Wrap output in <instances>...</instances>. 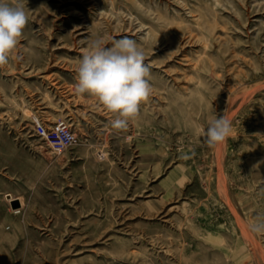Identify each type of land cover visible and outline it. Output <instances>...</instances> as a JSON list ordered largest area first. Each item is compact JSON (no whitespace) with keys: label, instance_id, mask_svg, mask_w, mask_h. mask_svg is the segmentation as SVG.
<instances>
[{"label":"rangeland","instance_id":"rangeland-1","mask_svg":"<svg viewBox=\"0 0 264 264\" xmlns=\"http://www.w3.org/2000/svg\"><path fill=\"white\" fill-rule=\"evenodd\" d=\"M19 3L0 67V264H264V0ZM100 36L136 40L150 69L126 130L74 90ZM223 115L231 133L208 147ZM60 120L76 141L57 153L33 127Z\"/></svg>","mask_w":264,"mask_h":264},{"label":"clouds","instance_id":"clouds-1","mask_svg":"<svg viewBox=\"0 0 264 264\" xmlns=\"http://www.w3.org/2000/svg\"><path fill=\"white\" fill-rule=\"evenodd\" d=\"M28 17L19 0H0V67L9 63L10 54L17 49ZM137 41L128 37L111 39L106 46L100 36L88 42L77 68V95L89 94L115 117L111 125L126 130L139 113V106L151 92L150 69ZM232 129L225 116L210 120L201 129L204 143L215 147L226 140ZM252 230L264 232V220L254 223Z\"/></svg>","mask_w":264,"mask_h":264},{"label":"built area","instance_id":"built-area-1","mask_svg":"<svg viewBox=\"0 0 264 264\" xmlns=\"http://www.w3.org/2000/svg\"><path fill=\"white\" fill-rule=\"evenodd\" d=\"M35 134L42 139L53 151L60 153L76 141V135L64 120L46 124L36 121Z\"/></svg>","mask_w":264,"mask_h":264},{"label":"water","instance_id":"water-1","mask_svg":"<svg viewBox=\"0 0 264 264\" xmlns=\"http://www.w3.org/2000/svg\"><path fill=\"white\" fill-rule=\"evenodd\" d=\"M16 206H18L17 200L13 201V203H12V207H16Z\"/></svg>","mask_w":264,"mask_h":264},{"label":"bare ground","instance_id":"bare-ground-1","mask_svg":"<svg viewBox=\"0 0 264 264\" xmlns=\"http://www.w3.org/2000/svg\"><path fill=\"white\" fill-rule=\"evenodd\" d=\"M11 200H13V198ZM15 200H17V202H18V206L22 205V202H20L18 199H15ZM18 206H16L15 208H18Z\"/></svg>","mask_w":264,"mask_h":264}]
</instances>
